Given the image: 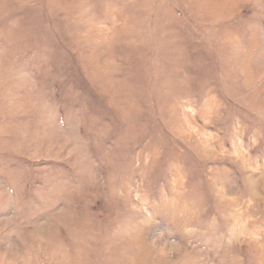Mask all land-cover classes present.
<instances>
[{
	"label": "rangeland",
	"instance_id": "1",
	"mask_svg": "<svg viewBox=\"0 0 264 264\" xmlns=\"http://www.w3.org/2000/svg\"><path fill=\"white\" fill-rule=\"evenodd\" d=\"M0 264H264V0H0Z\"/></svg>",
	"mask_w": 264,
	"mask_h": 264
}]
</instances>
